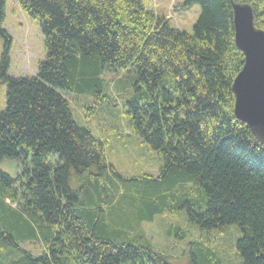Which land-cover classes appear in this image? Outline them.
I'll list each match as a JSON object with an SVG mask.
<instances>
[{
	"label": "trees",
	"instance_id": "1",
	"mask_svg": "<svg viewBox=\"0 0 264 264\" xmlns=\"http://www.w3.org/2000/svg\"><path fill=\"white\" fill-rule=\"evenodd\" d=\"M17 1L45 58L33 77L6 75L0 0V160L21 163L17 179L0 173V264H175L151 249L142 223L177 209L201 231L236 226L242 264H264V146L234 117L231 92L243 65L231 2L250 5L264 31V0H183L200 8L191 35L144 0ZM104 72L132 75L128 126L160 156L159 176L122 177L75 123L61 92L96 95ZM175 195L184 200L171 209ZM24 240L43 251L20 249ZM186 253L188 264H214Z\"/></svg>",
	"mask_w": 264,
	"mask_h": 264
},
{
	"label": "rangeland",
	"instance_id": "2",
	"mask_svg": "<svg viewBox=\"0 0 264 264\" xmlns=\"http://www.w3.org/2000/svg\"><path fill=\"white\" fill-rule=\"evenodd\" d=\"M183 0H144V6L154 14L164 16L176 29L191 35L200 15V8L192 5L183 10ZM1 29L10 38L8 70L10 78L33 77L37 65L45 58L43 37L37 22L21 11L17 0H6ZM5 49V38L0 35V59ZM131 74L104 72L101 88L96 95L63 93L75 123L88 129L104 146L105 159L124 178H155L160 175V156L129 129L125 103L134 94ZM6 83L0 79V112L5 108ZM51 157L48 158V161ZM21 163L12 159L0 160V173L17 179ZM16 186L18 184H15ZM17 188V187H16ZM184 200L179 195L169 201V208L177 209ZM12 207L16 208V205ZM125 207V204L120 206ZM151 249L173 257L175 264H188L186 247L194 256L202 253L214 264H242L236 251V242L241 237L239 229L232 225L219 230L201 231L188 224L184 209L167 210L142 223ZM180 230L181 239L170 235ZM10 232V231H9ZM16 239V238H15ZM20 249L38 256L43 248L39 243L24 240Z\"/></svg>",
	"mask_w": 264,
	"mask_h": 264
},
{
	"label": "water",
	"instance_id": "3",
	"mask_svg": "<svg viewBox=\"0 0 264 264\" xmlns=\"http://www.w3.org/2000/svg\"><path fill=\"white\" fill-rule=\"evenodd\" d=\"M234 45L243 65L231 84L233 115L264 146V31L254 26L253 9L231 2Z\"/></svg>",
	"mask_w": 264,
	"mask_h": 264
}]
</instances>
